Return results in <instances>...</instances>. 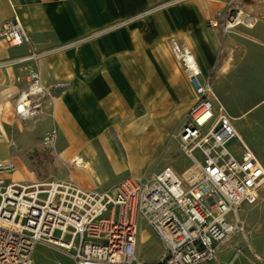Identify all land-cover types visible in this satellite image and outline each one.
Wrapping results in <instances>:
<instances>
[{"label":"built area","instance_id":"1","mask_svg":"<svg viewBox=\"0 0 264 264\" xmlns=\"http://www.w3.org/2000/svg\"><path fill=\"white\" fill-rule=\"evenodd\" d=\"M249 18L228 1L209 24L227 31ZM0 38L13 46L28 40L17 17L2 24ZM168 43L195 95L176 132L180 150L190 160L185 172L178 174L166 165L95 191L71 178L26 184L12 180L8 175L17 168L15 160L0 159V264H34L38 243L74 250L73 264H144L136 253L142 221L161 242L160 258L154 264H222L218 260L222 245L233 233H245L241 215L257 202L264 187V164L237 133L190 47L177 37ZM25 80L26 87L13 105L21 120L41 115L63 86L44 84L30 64L25 67ZM234 136L239 141L238 156L226 147ZM56 137L53 127L40 143L52 149ZM243 205L247 206L243 209ZM253 256V264H264L259 255Z\"/></svg>","mask_w":264,"mask_h":264},{"label":"crops","instance_id":"2","mask_svg":"<svg viewBox=\"0 0 264 264\" xmlns=\"http://www.w3.org/2000/svg\"><path fill=\"white\" fill-rule=\"evenodd\" d=\"M165 1L0 0V28L17 17L28 37L19 46L0 38V159L15 160L11 142L23 152L39 148L38 137L56 127V166L76 155L89 159V169L74 165L68 176L91 188L106 180L99 154L113 145L112 128L121 141L169 108L186 115L195 95L167 39L185 42L202 76L211 78L216 43H229L230 36L221 37V27L209 21L228 1ZM29 54L33 59L19 60ZM23 62L44 84H63L47 111L24 123L13 112ZM142 234L148 236L145 228Z\"/></svg>","mask_w":264,"mask_h":264},{"label":"rangeland","instance_id":"3","mask_svg":"<svg viewBox=\"0 0 264 264\" xmlns=\"http://www.w3.org/2000/svg\"><path fill=\"white\" fill-rule=\"evenodd\" d=\"M175 1L177 0H166L165 3ZM223 1H232L250 18L244 23L230 26L227 31L218 28L221 37L229 34L230 42L216 43L220 55L210 78L211 83L221 104L232 117L237 133H240L243 141L264 164V0ZM224 9L225 4L218 10L222 12ZM26 65L25 62L21 64V78L16 80L21 92L26 87ZM46 111L47 107L43 113ZM180 113L179 107L169 108L149 120L140 131L134 129L127 133L125 139L121 141L117 129L112 128L113 145H110L108 150L103 149L99 154L101 163L105 165L103 174L106 180L85 189L95 191L111 189L124 177L129 175L144 177L166 165L171 166L178 174H183L190 160L180 150L176 137L178 127L185 116L184 113L181 117ZM15 118L22 123L29 120H21L16 116ZM40 139L41 137H38V140ZM9 147L14 149L11 156H15L17 168L8 177L24 184L30 180L49 182L69 178V169L75 165L64 160V168L56 166L55 144L52 149L41 145L25 152L20 151L19 146L13 142ZM226 147L238 156L239 141L236 136L227 142ZM246 206L243 205V209ZM241 216L245 223V233H233L222 245L218 251V260L222 264H253L254 253L264 261V187L259 192L257 202L247 206ZM142 228L148 232V236H144L143 239ZM161 249L159 238L142 221L136 246L138 257L144 264H154L160 256ZM73 252L74 250L57 245L38 243L33 251L32 261L34 264H73L71 257Z\"/></svg>","mask_w":264,"mask_h":264},{"label":"bare ground","instance_id":"4","mask_svg":"<svg viewBox=\"0 0 264 264\" xmlns=\"http://www.w3.org/2000/svg\"><path fill=\"white\" fill-rule=\"evenodd\" d=\"M71 162H73L76 167L81 168V169H89L90 168L89 159L85 161L81 156H78V155L74 156L72 158V160L70 161V163ZM143 237H144V234L141 235V239H143Z\"/></svg>","mask_w":264,"mask_h":264},{"label":"trees","instance_id":"5","mask_svg":"<svg viewBox=\"0 0 264 264\" xmlns=\"http://www.w3.org/2000/svg\"><path fill=\"white\" fill-rule=\"evenodd\" d=\"M211 75H212V73H211Z\"/></svg>","mask_w":264,"mask_h":264}]
</instances>
